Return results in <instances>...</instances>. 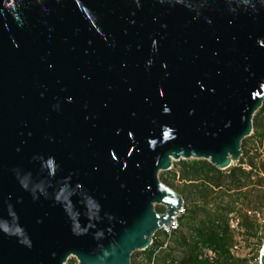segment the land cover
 I'll use <instances>...</instances> for the list:
<instances>
[{"label":"water","instance_id":"water-1","mask_svg":"<svg viewBox=\"0 0 264 264\" xmlns=\"http://www.w3.org/2000/svg\"><path fill=\"white\" fill-rule=\"evenodd\" d=\"M263 100L264 0H0V264H130Z\"/></svg>","mask_w":264,"mask_h":264},{"label":"trees","instance_id":"trees-1","mask_svg":"<svg viewBox=\"0 0 264 264\" xmlns=\"http://www.w3.org/2000/svg\"><path fill=\"white\" fill-rule=\"evenodd\" d=\"M261 112H264V105L253 115L252 133L241 140L242 154L239 160L226 169H219L206 159H179L176 161L178 170L167 169V175L160 176L162 183L177 191L183 201H189L190 206L182 217L198 222L193 227L192 239H186L183 235L180 238L185 245L181 259L183 264H205L196 257L197 243L216 250L217 259L213 264H240L246 261V258L235 256L231 250L235 243L234 233L229 227L233 213L238 214L236 219L244 232L259 237V240L264 237L257 235L256 219L248 214V211H259L255 209L262 207L264 202V161L257 160V148L253 150L247 146L248 138L254 140L258 147L264 139V117L260 115ZM213 205L214 208L211 207ZM156 210L163 212L164 208ZM158 246L160 244L156 243L155 233L152 245L142 250L145 262L151 261ZM133 258L132 253L130 263L137 264ZM171 259L174 260L173 257Z\"/></svg>","mask_w":264,"mask_h":264},{"label":"rangeland","instance_id":"rangeland-1","mask_svg":"<svg viewBox=\"0 0 264 264\" xmlns=\"http://www.w3.org/2000/svg\"><path fill=\"white\" fill-rule=\"evenodd\" d=\"M262 105H264V101ZM258 109L256 110V112L258 111ZM260 115L264 117V112H261ZM247 146L253 150L257 148V151H258L257 160L264 161V139L262 140L261 145L258 147V144H256L254 140L248 138ZM176 161L177 160L172 161L169 169H175V170L179 169V166L177 165ZM165 174L167 175L166 170L159 171L158 173L159 179H160V176H164ZM183 202H184L185 213H186V208L190 206V203L188 200H184ZM211 207L214 208L215 205ZM255 210L256 211L259 210L257 212H259L261 215H264V202H263L262 207L256 208ZM231 215H232L231 217L233 220L236 219V216H238L237 213H233ZM181 220L182 221H180L179 223L178 230L170 237L167 247L162 248L160 252L157 254V256L155 257V260H154L155 264H167V260L170 259L171 257L181 262L182 256L185 253V245L181 242L182 240L180 238L183 235L185 236L186 239H192L191 237L194 234L193 227H195L198 223L196 221H192L188 219L187 217L185 218L182 217ZM233 233L235 237V243L239 244V248L233 249L232 253L237 257L246 258V261L240 264H259L260 244L262 245L264 237H262L261 240H259V237H252L250 234L244 232L243 229L239 230V232L234 231ZM156 236H158L159 238L165 239V236L163 237L162 233L160 232H157ZM258 236H261V235H258ZM166 253H168V255H166ZM133 255H134L133 261L136 262L137 264H150L148 262H145L144 252L140 250H135L133 251ZM130 261H131V258H130ZM64 264H77V259L74 256H70Z\"/></svg>","mask_w":264,"mask_h":264},{"label":"built area","instance_id":"built-area-1","mask_svg":"<svg viewBox=\"0 0 264 264\" xmlns=\"http://www.w3.org/2000/svg\"><path fill=\"white\" fill-rule=\"evenodd\" d=\"M184 214H185V207H184V202L182 200L181 207L178 209V211L172 217L169 224L164 225V226H159L156 229L155 233H157V232L162 233V236L163 237L165 236V239L164 238L160 239L161 244H160V246H158V248H156L154 250L150 264H155L154 263L155 256L159 253V251L162 248L167 247L170 237L178 230L180 219ZM248 214L250 215V217H253L254 219H256L255 230L257 232V235H264V215H261L259 212H251V211H248ZM229 227L232 230V232H234V231L239 232V230L242 229V227H240L237 219H234V220L231 219L229 221ZM152 242L153 241H151L150 245H152ZM238 248H239V244L234 243L231 250L238 249ZM140 251H142V250H140ZM196 257L199 261H202L205 264H213L217 259V252L215 249H213L209 245L197 243ZM167 264H180V263L176 259H174V260L168 259Z\"/></svg>","mask_w":264,"mask_h":264},{"label":"crops","instance_id":"crops-1","mask_svg":"<svg viewBox=\"0 0 264 264\" xmlns=\"http://www.w3.org/2000/svg\"><path fill=\"white\" fill-rule=\"evenodd\" d=\"M160 239L161 238H159L158 236H156V243H159V244H161V241H160ZM152 241H153V237H152ZM151 246V245H150ZM150 246H148V247H150ZM156 257V256H155ZM152 259V258H151ZM171 259V258H170ZM154 260H155V258H154ZM150 263V262H149ZM179 263L180 264H183V263H181L180 261H179Z\"/></svg>","mask_w":264,"mask_h":264},{"label":"bare ground","instance_id":"bare-ground-1","mask_svg":"<svg viewBox=\"0 0 264 264\" xmlns=\"http://www.w3.org/2000/svg\"><path fill=\"white\" fill-rule=\"evenodd\" d=\"M263 101H264V100H263ZM263 101H262V103H263ZM262 103H261V105H262ZM258 108H260V106H259ZM258 108H257V109H258ZM257 109H256V110H257ZM255 112H256V111H255Z\"/></svg>","mask_w":264,"mask_h":264}]
</instances>
